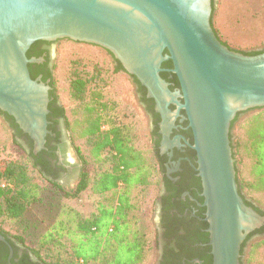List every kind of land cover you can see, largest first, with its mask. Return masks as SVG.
I'll return each mask as SVG.
<instances>
[{
	"label": "water",
	"instance_id": "obj_1",
	"mask_svg": "<svg viewBox=\"0 0 264 264\" xmlns=\"http://www.w3.org/2000/svg\"><path fill=\"white\" fill-rule=\"evenodd\" d=\"M211 15V0H0V111L39 153L50 134V86L30 77L28 65L38 60L28 59L27 50L62 39L105 49L154 99L162 134L172 115L184 111L212 264H239L241 244L262 218L239 194L229 133L238 113L264 108V49L254 56L230 49L216 36ZM165 60L178 83L172 91L159 76Z\"/></svg>",
	"mask_w": 264,
	"mask_h": 264
},
{
	"label": "trees",
	"instance_id": "obj_2",
	"mask_svg": "<svg viewBox=\"0 0 264 264\" xmlns=\"http://www.w3.org/2000/svg\"><path fill=\"white\" fill-rule=\"evenodd\" d=\"M90 46L110 57L112 74H126L133 85H139L108 51ZM164 66L171 67V62ZM54 69L55 65L52 72ZM52 72L49 96L53 100L47 119L54 114L61 117L69 145L79 160L78 180L73 188H64L45 159V156L55 157L54 153L42 150L33 154L31 140L11 117L0 112L3 123L6 126L10 123L7 129L11 144L22 152V157L0 158V233L12 241L14 249L24 251L25 264H78L79 261L82 264H143L156 238L154 230L139 224L136 216L144 196L154 193L151 200L153 206L156 203L162 172L160 157L152 147L149 155L134 147L128 127L113 124L112 107L103 99L101 91L88 93L87 81L79 74H73L69 81L68 93L74 106L66 109L55 95ZM55 101L57 107L53 106ZM236 120L231 122L230 131ZM105 126L107 131H103ZM239 128L241 135L235 142L229 134L233 157L238 158L235 166L238 191L247 205L253 204L249 196L264 205V108L248 116ZM19 137L26 140L28 150L20 144ZM50 140L47 136L48 152L55 149L49 147ZM103 163L111 168L95 173L89 170L93 164ZM51 190L65 202L79 199L86 191L101 196V202L89 216L64 203L49 229L33 245L27 243L26 229L16 232L2 228L6 219L22 218L30 205L42 200L44 191ZM49 247L56 250L52 258L41 253ZM244 264H264V239L251 243Z\"/></svg>",
	"mask_w": 264,
	"mask_h": 264
},
{
	"label": "rangeland",
	"instance_id": "obj_3",
	"mask_svg": "<svg viewBox=\"0 0 264 264\" xmlns=\"http://www.w3.org/2000/svg\"><path fill=\"white\" fill-rule=\"evenodd\" d=\"M211 4V26L224 45L238 52L264 49V0H211ZM90 45L68 39L59 40L54 45L56 50L52 53L53 66L55 65L52 72L53 88L58 102L66 109L74 106L68 93V84L73 74H79L87 81V92L101 91L103 99L107 101L108 106L112 107V117H110L113 124L128 127V134L131 136L134 147L146 151L149 155L152 147L149 137V120L137 100L135 86L126 74H112L110 57L103 50ZM259 109L263 108L251 109L236 120L230 131L232 142H235L236 138L241 135L240 124ZM7 128L0 119V147L3 148L0 158L22 157V152L11 144L10 131ZM107 128L105 126L103 131H107ZM65 139L68 142L66 135ZM64 156L74 172L66 180H59V183L64 188L71 189L77 183L80 164L69 143ZM233 159L234 166H238L237 156L234 155ZM110 168L108 163H103L99 166L93 164L89 170L95 173L108 171ZM153 197L154 193L144 196V201L141 202L139 208L140 212H137L136 216L139 224L152 231L154 230L155 214L151 200ZM248 198L252 200L253 205L264 209V205L259 202V199L250 196ZM100 202L101 196H95L89 191L84 192L79 199L68 202H65L53 190L44 191L42 200L30 205L22 218L18 220L6 219L2 223V228L6 231L16 232L26 229L24 235L27 243L33 245L49 229L61 209L60 206L64 203L76 209L81 215L89 216ZM253 242L257 241L251 240L243 246L239 264H244L249 246ZM41 253L52 258L56 254V250L49 247L44 248ZM153 253L154 249L151 244L143 264H153Z\"/></svg>",
	"mask_w": 264,
	"mask_h": 264
},
{
	"label": "flooded vegetation",
	"instance_id": "obj_4",
	"mask_svg": "<svg viewBox=\"0 0 264 264\" xmlns=\"http://www.w3.org/2000/svg\"><path fill=\"white\" fill-rule=\"evenodd\" d=\"M58 41H37L27 50L26 57L28 59L34 58L38 60V62L28 65L30 77L33 76V78L31 77L32 79H39L50 86L53 69L52 53L55 52L54 45ZM240 52L249 55L253 52L260 53L261 50ZM168 61L170 60H165L160 64L162 71L159 72V76L167 83L168 89L172 91L178 88V83H175V81L177 82L176 77L170 71L172 64L171 67L164 66ZM136 81L138 82L137 79ZM135 88L137 90V100L149 120V137L152 148L160 157L162 165L160 191L154 205V233L156 241L153 246V264H212L213 257L207 231L208 223L205 220L206 207L203 205L202 182L196 170V153L191 148L193 144L192 133L188 127L187 120L183 119L185 113L180 110L178 115H172L170 118L171 123L165 129L166 137L164 138V133L162 134L160 126L162 117L156 111L154 99L147 96L146 89L140 83L139 85L136 84ZM50 91L51 86L48 94ZM52 100L53 98L49 96L47 108ZM53 106L57 107L58 103L55 101ZM168 110L173 113L176 110V106L169 104ZM50 113L51 111L49 110L48 115ZM244 113H238L234 119H238ZM47 121V129L48 127L50 128L48 129L50 134L47 136L51 138L49 147H55V149L50 152L46 148L43 150H46L47 153L53 152L55 157L45 156V159L50 163L52 171L56 172L58 180H66L67 177L73 175L74 171L64 156L69 141L67 142L65 139L67 134L64 130L63 121L56 114L52 117L50 116ZM7 126L9 127L10 123L7 122ZM18 140L28 150L26 140L22 137H19ZM243 201L245 203L244 199ZM247 206L251 207L262 218V221L247 234L241 244L240 254L245 242L264 239V209L253 204ZM0 235L3 237V240H0V264H25L24 251L14 249L11 245L12 241L10 243L1 233Z\"/></svg>",
	"mask_w": 264,
	"mask_h": 264
},
{
	"label": "built area",
	"instance_id": "obj_5",
	"mask_svg": "<svg viewBox=\"0 0 264 264\" xmlns=\"http://www.w3.org/2000/svg\"><path fill=\"white\" fill-rule=\"evenodd\" d=\"M3 186V185H2ZM78 264H82V261H79Z\"/></svg>",
	"mask_w": 264,
	"mask_h": 264
}]
</instances>
